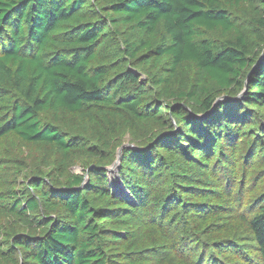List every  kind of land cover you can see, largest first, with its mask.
Instances as JSON below:
<instances>
[{"label":"trees","instance_id":"1","mask_svg":"<svg viewBox=\"0 0 264 264\" xmlns=\"http://www.w3.org/2000/svg\"><path fill=\"white\" fill-rule=\"evenodd\" d=\"M263 51L264 0H0V264H264Z\"/></svg>","mask_w":264,"mask_h":264},{"label":"rangeland","instance_id":"2","mask_svg":"<svg viewBox=\"0 0 264 264\" xmlns=\"http://www.w3.org/2000/svg\"><path fill=\"white\" fill-rule=\"evenodd\" d=\"M237 100H239V99H237ZM123 145H130V144L125 143ZM14 149H15L14 147H11L10 149H8V151H10L12 153L14 151ZM120 165H121V163H120ZM71 171H72V173L78 174V175L84 174V179H85V182L87 183L88 172L87 171L85 172L81 165H74L72 167ZM107 177H108L109 186L111 187L112 192L115 195H118V194L122 195L124 198L128 199L131 202L132 198L126 192L125 187L119 178V171H118V173H116V172L108 173L107 172ZM241 196H242V194L235 188L234 193H233V198H234L233 206L239 205V207H240L241 204H239V202H240L239 199ZM235 244L247 254V256L249 257V260H250V262H252V264H260L259 259H258L257 255L255 254L256 249H255L254 242L249 235L241 232L239 235V238L237 239V242H235ZM225 264H228V263H225Z\"/></svg>","mask_w":264,"mask_h":264},{"label":"water","instance_id":"3","mask_svg":"<svg viewBox=\"0 0 264 264\" xmlns=\"http://www.w3.org/2000/svg\"><path fill=\"white\" fill-rule=\"evenodd\" d=\"M263 57H264V51L262 52V54H261V56L259 57V59H258V62L256 63V65L252 68V70L258 65V64H260V62H261V60L263 59ZM250 74V73H249ZM246 89H247V80H246V82H245V86H244V89H243V91L240 93V95L236 98V99H234V100H237V99H240V98H242L243 97V94L245 93V91H246ZM226 98H220V99H218L217 101H216V104L219 102V101H222V100H225ZM133 146H131V145H122V147H120L119 149H118V151H117V153H116V159H115V161L112 163V165L109 167V168H107L106 170H107V172L108 173H111V172H116V173H118V171H119V167H120V163H121V156H122V151H123V149H125V148H132ZM86 182H85V179H84V183H83V185L85 184Z\"/></svg>","mask_w":264,"mask_h":264}]
</instances>
